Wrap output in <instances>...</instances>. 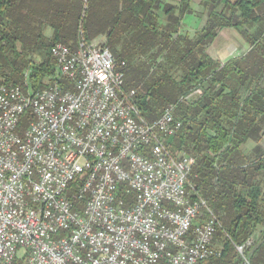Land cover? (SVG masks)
I'll list each match as a JSON object with an SVG mask.
<instances>
[{"label":"built area","instance_id":"built-area-1","mask_svg":"<svg viewBox=\"0 0 264 264\" xmlns=\"http://www.w3.org/2000/svg\"><path fill=\"white\" fill-rule=\"evenodd\" d=\"M49 51L46 86L32 88L28 73L23 86L0 84V264L218 256L221 224L190 179L195 160L171 151L175 105L144 118L123 91L125 61L104 41Z\"/></svg>","mask_w":264,"mask_h":264},{"label":"trees","instance_id":"trees-1","mask_svg":"<svg viewBox=\"0 0 264 264\" xmlns=\"http://www.w3.org/2000/svg\"><path fill=\"white\" fill-rule=\"evenodd\" d=\"M92 1L104 11L88 31L85 17L67 0H0V84L23 86L28 73L31 87L42 88L54 73L53 44L69 45L78 32L85 43L105 35L116 60L126 63L123 91H134L132 102L141 115L152 121L175 105L182 127L170 141L171 151L194 158L190 179L221 224L214 245L222 235V251L209 263L243 264L236 248L241 245L250 264H264V231L253 238L264 227V152L257 147L249 156L244 147L264 135V26L248 37L249 49L239 57L221 62L207 53L220 30L244 31L264 20V0H206L208 18L194 38L181 36V17L161 0L85 2ZM160 11L166 27H159ZM45 27L53 31L43 41ZM36 47L45 51L38 63L30 57ZM148 54L163 58L158 71L150 62L131 64ZM197 88L201 93L187 98Z\"/></svg>","mask_w":264,"mask_h":264},{"label":"rangeland","instance_id":"rangeland-1","mask_svg":"<svg viewBox=\"0 0 264 264\" xmlns=\"http://www.w3.org/2000/svg\"><path fill=\"white\" fill-rule=\"evenodd\" d=\"M67 1L72 3V10L80 11V15L85 17V23L87 24L86 29L88 31H89V27L91 26L92 22H94V20H96V19H99L98 16L100 14H102L104 11L103 7H101L100 9L97 10L96 7L94 6L93 1L92 2H85L86 0H84V1H82V3L79 2L78 0H67ZM196 10H197L196 14H198V15H196L197 18H201L203 14L205 15L204 12H207L206 8H201V7L196 8ZM158 13L160 15V18L158 20L159 27H166L167 25H169L167 19L164 17L162 12L160 11ZM204 18L205 17H203L202 19H204ZM97 21H99V20H97ZM197 21H199V20H197ZM183 22H184V25H182V27H181L182 30L178 29L181 36L186 35L187 37L194 38V36L201 30V28H200L201 24H199V23H196V24H195V22L190 23L188 20H186V18L183 20ZM52 31L53 30L50 27L44 28V30L42 31V34H43L42 39H44L43 41H45V39L48 40L49 38L52 37ZM176 36L177 35H173L172 38L176 39ZM42 39H40V40L42 41ZM92 40H99V41L106 42V37H105V35H99V36L93 38ZM72 42H74V45ZM82 44H83V37L79 32L77 33L76 39L69 42L70 46L71 45L74 46V47H72V49L78 48V47L82 46ZM154 50H152V51H154ZM44 52L45 51L43 49L36 47L33 50V52H31L30 57L32 58L33 61H35V63H38V62L43 60ZM162 61H163V58L157 57L155 60H153L151 57H149V54H148V55H144V56H140V57H134L132 59L131 64L132 63L138 64L141 62H146V63L150 62V64H152V70L154 69V71H158L157 70V68H158L157 63H160ZM51 64H52V62H51ZM244 147L247 150L246 152L248 153L249 156H252L254 154V150L257 147L260 148L262 150V152H264V135L262 136V138L259 142L251 140V139L248 140L245 143ZM203 198H204V196H203ZM204 200L207 202L208 206L210 207V204L208 203V201L205 198H204ZM202 210H205V208L203 207ZM263 231H264V227L258 226L257 229L255 230L253 238L259 237ZM253 238H251L249 241L252 242ZM222 245H223L222 235H217L216 241H215V247H216V250L219 253V255L221 254V251H222ZM21 252L22 251H20L19 254H21ZM218 256H214V257H218ZM210 259L211 258L207 259L206 261H204L201 264H210L209 261H212ZM237 259H239V258H237Z\"/></svg>","mask_w":264,"mask_h":264},{"label":"crops","instance_id":"crops-1","mask_svg":"<svg viewBox=\"0 0 264 264\" xmlns=\"http://www.w3.org/2000/svg\"><path fill=\"white\" fill-rule=\"evenodd\" d=\"M163 5H170L176 9V14L180 18L179 30H182V25H184L183 20L186 18L190 23L195 22L201 24L200 28L202 29L208 18V8L210 4L206 0H161ZM188 5V10H185L184 13H179V9ZM206 8L207 12H204L201 18H197L196 8ZM178 12V13H177ZM165 17V16H164ZM205 17L204 19H202ZM166 18V17H165ZM202 19V20H201ZM199 20V21H197ZM201 20V21H200ZM264 26V20H259L252 26H245L244 31L242 29L236 28H224L220 30L217 36L213 39L211 44L207 48V53L213 59L225 62L226 60L239 57L243 55L249 49V36H258L261 31V27ZM264 86V80L262 82Z\"/></svg>","mask_w":264,"mask_h":264}]
</instances>
